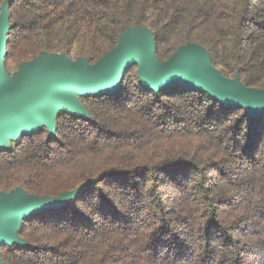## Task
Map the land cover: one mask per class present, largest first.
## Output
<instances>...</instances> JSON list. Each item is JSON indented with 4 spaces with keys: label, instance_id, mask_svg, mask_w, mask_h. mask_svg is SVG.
Masks as SVG:
<instances>
[{
    "label": "trees",
    "instance_id": "16d2710c",
    "mask_svg": "<svg viewBox=\"0 0 264 264\" xmlns=\"http://www.w3.org/2000/svg\"><path fill=\"white\" fill-rule=\"evenodd\" d=\"M8 1L6 71L43 52L96 63L127 27L167 61L204 46L222 74L264 89V0ZM16 70L11 72V66ZM139 65L114 94L80 95L89 117L56 116L0 147V191L57 196L24 218L2 264H264V115L208 92L144 88Z\"/></svg>",
    "mask_w": 264,
    "mask_h": 264
},
{
    "label": "water",
    "instance_id": "95a60500",
    "mask_svg": "<svg viewBox=\"0 0 264 264\" xmlns=\"http://www.w3.org/2000/svg\"><path fill=\"white\" fill-rule=\"evenodd\" d=\"M9 28L5 1L0 11V147H10L21 134L43 126L54 136L59 111L89 117L79 96L116 93L134 64L139 65V81L144 88L159 91L170 85L189 87L210 93L227 107H244L253 117L264 115V89L245 86L238 75H223L200 44L183 45L162 62L155 53L153 32L146 27H127L117 46L96 63L85 57L73 59L66 53L43 52L10 74L4 62ZM95 182L88 180L57 196L30 194L23 188L0 191V246L25 244L18 235L24 218L65 205Z\"/></svg>",
    "mask_w": 264,
    "mask_h": 264
},
{
    "label": "rangeland",
    "instance_id": "374dc122",
    "mask_svg": "<svg viewBox=\"0 0 264 264\" xmlns=\"http://www.w3.org/2000/svg\"><path fill=\"white\" fill-rule=\"evenodd\" d=\"M11 68V72H14L17 69L15 65L11 66Z\"/></svg>",
    "mask_w": 264,
    "mask_h": 264
}]
</instances>
